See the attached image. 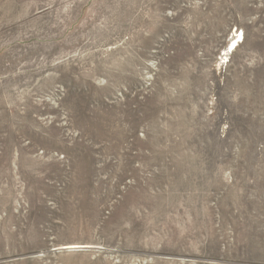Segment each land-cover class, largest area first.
<instances>
[{
  "label": "rangeland",
  "instance_id": "1",
  "mask_svg": "<svg viewBox=\"0 0 264 264\" xmlns=\"http://www.w3.org/2000/svg\"><path fill=\"white\" fill-rule=\"evenodd\" d=\"M0 264H264V0H0Z\"/></svg>",
  "mask_w": 264,
  "mask_h": 264
},
{
  "label": "bare ground",
  "instance_id": "2",
  "mask_svg": "<svg viewBox=\"0 0 264 264\" xmlns=\"http://www.w3.org/2000/svg\"><path fill=\"white\" fill-rule=\"evenodd\" d=\"M82 246H83V245H82ZM85 246H86V245H85ZM68 247L71 248V247H76V246H75V245H70V246H68ZM79 247H81V246H79ZM66 248H67V247H66Z\"/></svg>",
  "mask_w": 264,
  "mask_h": 264
}]
</instances>
